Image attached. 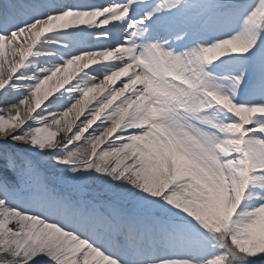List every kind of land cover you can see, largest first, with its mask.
<instances>
[{
  "label": "snow or ice",
  "instance_id": "snow-or-ice-1",
  "mask_svg": "<svg viewBox=\"0 0 264 264\" xmlns=\"http://www.w3.org/2000/svg\"><path fill=\"white\" fill-rule=\"evenodd\" d=\"M6 47L0 264H264V0H0Z\"/></svg>",
  "mask_w": 264,
  "mask_h": 264
},
{
  "label": "bare ground",
  "instance_id": "bare-ground-1",
  "mask_svg": "<svg viewBox=\"0 0 264 264\" xmlns=\"http://www.w3.org/2000/svg\"><path fill=\"white\" fill-rule=\"evenodd\" d=\"M58 2H63V3H81V2H91V3H96V2H100V0H58ZM9 68H10V65H9V67H7L6 65H5V67H4V65H3V68L0 69V71L7 72V71L9 70ZM68 71H69V70H68ZM69 73H71V72L69 71ZM61 75H63V74H61ZM56 79H57V77H54L53 81L50 82V84H53V83L55 82ZM117 83H118V82H117ZM113 86H114V85H113ZM85 111H87V109H85Z\"/></svg>",
  "mask_w": 264,
  "mask_h": 264
},
{
  "label": "rangeland",
  "instance_id": "rangeland-1",
  "mask_svg": "<svg viewBox=\"0 0 264 264\" xmlns=\"http://www.w3.org/2000/svg\"><path fill=\"white\" fill-rule=\"evenodd\" d=\"M4 55H5V59H4V67H5V65H6L7 67H9L10 64L8 63V61L12 58V55H13V53L11 52V50H10L9 47H6V48H5V53H4ZM73 67H74V66H73ZM69 71L72 72V71H73V68H69ZM114 86H115V85H114ZM74 116H75V111H74V113H72V114L69 115V117L67 118L68 121H71V119H72ZM59 135H62V132H58V137H59Z\"/></svg>",
  "mask_w": 264,
  "mask_h": 264
}]
</instances>
